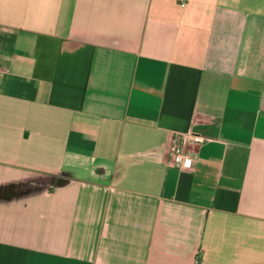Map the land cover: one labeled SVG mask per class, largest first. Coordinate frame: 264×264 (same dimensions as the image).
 Listing matches in <instances>:
<instances>
[{"label": "crops", "instance_id": "0c3cea01", "mask_svg": "<svg viewBox=\"0 0 264 264\" xmlns=\"http://www.w3.org/2000/svg\"><path fill=\"white\" fill-rule=\"evenodd\" d=\"M0 264H264V0H0Z\"/></svg>", "mask_w": 264, "mask_h": 264}, {"label": "built area", "instance_id": "2783aa9c", "mask_svg": "<svg viewBox=\"0 0 264 264\" xmlns=\"http://www.w3.org/2000/svg\"><path fill=\"white\" fill-rule=\"evenodd\" d=\"M204 140V137L201 135H194L192 142L199 144ZM173 154V161L179 167H189L193 168L197 164V153L190 149L188 146L181 144L176 138L175 142L171 148Z\"/></svg>", "mask_w": 264, "mask_h": 264}]
</instances>
